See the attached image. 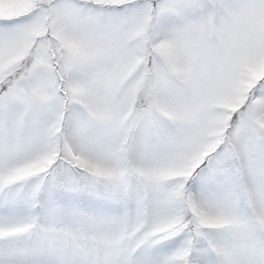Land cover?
Here are the masks:
<instances>
[{
	"label": "snow or ice",
	"instance_id": "6c2138e0",
	"mask_svg": "<svg viewBox=\"0 0 264 264\" xmlns=\"http://www.w3.org/2000/svg\"><path fill=\"white\" fill-rule=\"evenodd\" d=\"M0 264H264V0H0Z\"/></svg>",
	"mask_w": 264,
	"mask_h": 264
}]
</instances>
